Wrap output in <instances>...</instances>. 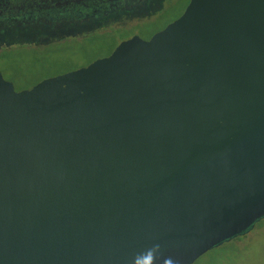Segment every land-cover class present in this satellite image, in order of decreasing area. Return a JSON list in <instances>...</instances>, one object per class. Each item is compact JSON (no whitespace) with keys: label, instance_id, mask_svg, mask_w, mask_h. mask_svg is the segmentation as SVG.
Returning a JSON list of instances; mask_svg holds the SVG:
<instances>
[{"label":"water","instance_id":"obj_1","mask_svg":"<svg viewBox=\"0 0 264 264\" xmlns=\"http://www.w3.org/2000/svg\"><path fill=\"white\" fill-rule=\"evenodd\" d=\"M263 219L264 0H191L28 90L0 74V264H195Z\"/></svg>","mask_w":264,"mask_h":264},{"label":"rangeland","instance_id":"obj_2","mask_svg":"<svg viewBox=\"0 0 264 264\" xmlns=\"http://www.w3.org/2000/svg\"><path fill=\"white\" fill-rule=\"evenodd\" d=\"M191 0H167L155 17L140 23L119 24L88 36L65 38L42 46H13L0 50V74L16 92L31 89L40 82L59 77L103 59L121 43L138 36L148 40L175 22ZM162 6V5H161ZM140 25H144L143 31ZM264 224V222H262ZM257 226L246 239L236 264H264V226Z\"/></svg>","mask_w":264,"mask_h":264},{"label":"flooded vegetation","instance_id":"obj_3","mask_svg":"<svg viewBox=\"0 0 264 264\" xmlns=\"http://www.w3.org/2000/svg\"><path fill=\"white\" fill-rule=\"evenodd\" d=\"M165 1L167 0H0V19L5 21L4 19H7V17L18 15L30 17L33 14H46L50 16L62 13L78 14L80 17H83V19L93 18L94 16L99 17L92 21L88 20L87 24L81 25L77 29L66 31L65 27L61 32H57V29L45 32L43 37L37 38L36 40L34 39L35 42L29 45L42 46L65 38L88 36L96 31L108 29L112 26L116 27L123 23L125 25L129 22L141 24L143 21L149 20L161 12L164 8ZM142 26L140 25V28H142L141 31H143ZM153 36L154 35L150 36L148 40H142L138 36H133L132 38L138 37L142 41L148 42ZM262 222H264V219L258 222L250 233L240 236L230 243L242 239L239 246L242 248V253H244L243 245L246 239L251 238V233L257 226H261ZM262 225L264 226V224ZM230 243L224 244L223 246Z\"/></svg>","mask_w":264,"mask_h":264},{"label":"trees","instance_id":"obj_4","mask_svg":"<svg viewBox=\"0 0 264 264\" xmlns=\"http://www.w3.org/2000/svg\"><path fill=\"white\" fill-rule=\"evenodd\" d=\"M93 18H84L76 14H33L30 17L20 15L0 19V49H10L13 46L32 45L37 38L43 37L45 32L57 29V32L79 28L87 24L88 20ZM35 39V40H34ZM242 239H238L228 245L214 250L202 257L196 264H236L238 256L242 254V248L239 246Z\"/></svg>","mask_w":264,"mask_h":264}]
</instances>
